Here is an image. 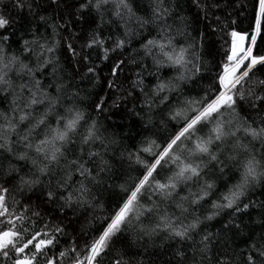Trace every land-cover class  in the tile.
Returning a JSON list of instances; mask_svg holds the SVG:
<instances>
[{"label":"snow or ice","instance_id":"6c2138e0","mask_svg":"<svg viewBox=\"0 0 264 264\" xmlns=\"http://www.w3.org/2000/svg\"><path fill=\"white\" fill-rule=\"evenodd\" d=\"M191 3L0 0V264H264V0Z\"/></svg>","mask_w":264,"mask_h":264},{"label":"trees","instance_id":"16d2710c","mask_svg":"<svg viewBox=\"0 0 264 264\" xmlns=\"http://www.w3.org/2000/svg\"><path fill=\"white\" fill-rule=\"evenodd\" d=\"M178 5H181V7L177 8V15H185L190 18L191 22V28L189 29L192 31L193 35H197L199 31H204L208 34V38L206 40V45H207V50L209 53L212 52L213 48L215 47V41L216 38L212 34L211 29L208 27L210 20H205L203 18L202 14L198 13V10L195 8V6L191 3V0H176ZM221 3V9L219 10L220 12L225 11V7L231 8L232 3H234V0H220ZM15 15V14H14ZM19 19V17H17ZM24 19H29L27 17V14H24ZM179 23V21H177ZM244 26V25H242ZM40 31L42 33H45V27L43 25H40ZM87 29H88V24L84 23L82 26L81 24L77 23L73 28L72 32L76 33V40L75 43L77 45L84 43V41L87 39ZM51 29H47L46 34H50ZM95 58V56H94ZM211 55H208V59L211 60ZM99 62V61H98ZM67 66V70L70 72L73 68V65L69 63L68 61H62ZM101 68L103 71L101 72V76H106L108 72V67L104 64L101 63ZM126 75V74H125ZM122 79L124 76L121 77ZM75 82L79 85V87L84 90L85 92H99L101 91L100 88H93V85L88 81L87 79L81 80L79 75L75 77ZM105 116L109 117L107 120H105V124L107 126H111L109 128V131H115L117 133L123 134L124 132L131 131L133 134L131 137H125V140L129 143L134 142L135 140L139 139V133L141 131L139 124L137 121H130L127 119H122V110L117 111L113 110L112 112H106ZM103 119V117H102ZM158 135H164L163 132H160ZM126 167V164H125ZM110 198L109 194H105V200H108ZM256 198L260 199L261 198V193L258 191L256 194ZM213 224H217V222H212ZM65 224L67 226V231L69 233L68 237H65V239H70L71 235L73 234V229L77 227L75 224L68 225L67 221H65ZM218 226V225H217ZM213 231L216 229L213 228ZM170 258V252L167 250H162V249H155L152 247H149L147 254L145 255V261L146 264H166V262ZM174 264V261H173Z\"/></svg>","mask_w":264,"mask_h":264}]
</instances>
